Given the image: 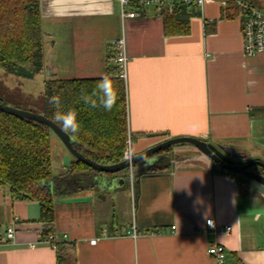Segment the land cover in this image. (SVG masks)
Returning a JSON list of instances; mask_svg holds the SVG:
<instances>
[{
    "label": "crops",
    "instance_id": "crops-1",
    "mask_svg": "<svg viewBox=\"0 0 264 264\" xmlns=\"http://www.w3.org/2000/svg\"><path fill=\"white\" fill-rule=\"evenodd\" d=\"M249 1L264 10V0ZM187 9L189 32L165 35L162 13L152 8L122 23L116 0H40L43 83L104 76L111 41L123 33L131 154L165 139L194 137L264 160V53L244 54L232 8L209 0ZM58 140L50 157L54 175L74 159ZM196 152L173 146L160 171L134 175L129 193L113 192L118 179L96 177L99 191L110 192L100 201L90 190L55 197L50 234L64 242L69 262L62 264H217L206 250L213 242L224 246L225 264H264V197ZM39 213L37 201L12 200L0 187V225L5 231L18 221L10 242L0 233V264H57L55 248L42 240ZM208 218L231 232L204 230Z\"/></svg>",
    "mask_w": 264,
    "mask_h": 264
},
{
    "label": "trees",
    "instance_id": "trees-1",
    "mask_svg": "<svg viewBox=\"0 0 264 264\" xmlns=\"http://www.w3.org/2000/svg\"><path fill=\"white\" fill-rule=\"evenodd\" d=\"M187 8L176 5L171 12L161 14L165 35H184L189 32L192 12ZM42 36L40 0H0L1 70L27 79L43 72L45 61ZM111 62L106 61L105 64V75L111 78L117 95L111 111H105L102 107L93 108L80 99L82 91L91 95L101 77L46 79L42 94V114L51 121L55 111L50 103L53 97L59 98L62 111L72 109L78 114L80 132L75 135L67 134L78 152L104 166L122 161L127 147L125 84L123 79L116 77L119 70ZM51 132L45 124L0 111V187L7 189L12 200L37 201L39 220L43 225L41 237L52 231L55 197L90 190L94 193V198L100 201L110 192L99 191L92 182L96 177L107 182L118 179L119 186L113 190L116 193H129L130 188L127 170L116 173L99 172L75 158L68 167L54 175L49 144ZM170 150L171 147L164 148L159 154ZM256 171L262 170L256 167ZM236 176L239 181L244 182L241 176ZM53 180L55 181L51 187ZM59 180L68 182L67 186L62 185ZM150 232L152 231L147 233ZM63 245L64 242L56 240L57 264L69 262L63 253Z\"/></svg>",
    "mask_w": 264,
    "mask_h": 264
},
{
    "label": "water",
    "instance_id": "water-1",
    "mask_svg": "<svg viewBox=\"0 0 264 264\" xmlns=\"http://www.w3.org/2000/svg\"><path fill=\"white\" fill-rule=\"evenodd\" d=\"M0 111L18 118L45 124L75 159L86 164L90 169L92 168L99 172L116 173L131 168L134 175L138 176V178L153 176L152 172L160 169L158 167L164 156V154H159L162 149L167 147L172 148L175 145H190L196 149V153L206 157L214 167L241 176L251 195L264 197V160L260 158H248L247 155L229 146L212 144L194 137H175L159 141V143L148 147L146 150L132 154L130 158L123 159L118 163L104 166L92 161L91 158L84 157L83 154L78 152L73 146L71 137L43 114H37L1 102ZM169 154L172 158L170 159V163L174 166L173 153ZM256 167H259L262 171L257 172Z\"/></svg>",
    "mask_w": 264,
    "mask_h": 264
},
{
    "label": "built area",
    "instance_id": "built-area-1",
    "mask_svg": "<svg viewBox=\"0 0 264 264\" xmlns=\"http://www.w3.org/2000/svg\"><path fill=\"white\" fill-rule=\"evenodd\" d=\"M119 4V16L123 23L125 19L135 18L141 16V12L145 9L152 8L157 14L165 11L171 12L176 5H184L188 8H201L209 0H116ZM222 6L224 11L229 8L235 10L236 15L240 19V32L243 41V52L247 56H253L259 53H264V10L258 9L253 6L249 0H216ZM111 60L113 65L119 70L116 77L125 81L126 67L128 57L126 55V45L123 33L111 41ZM130 138L127 137V147L123 154V159L132 156L130 149ZM133 169L127 170V177L132 187ZM134 203L133 193L131 194ZM18 221L13 219V224L6 227L4 231L5 238L10 242L15 236V229ZM174 228V227H172ZM209 229L215 235L219 232L229 234L231 232L230 225L220 226L214 222L213 219L208 218L204 221V230ZM135 230L132 235L137 236ZM65 238V235L62 237ZM44 242H48L55 248L56 238L53 234H48L42 237ZM96 239H91L90 243L93 244ZM33 247V244H29ZM220 243L213 242L207 250V253L213 257L217 264H223L225 261V249Z\"/></svg>",
    "mask_w": 264,
    "mask_h": 264
},
{
    "label": "rangeland",
    "instance_id": "rangeland-1",
    "mask_svg": "<svg viewBox=\"0 0 264 264\" xmlns=\"http://www.w3.org/2000/svg\"><path fill=\"white\" fill-rule=\"evenodd\" d=\"M43 76L41 73L35 74L33 78H20L12 74H7L0 69V102L9 106L18 107L37 114L43 113ZM58 140L56 135L50 133V145L53 149L54 141ZM59 141V140H58ZM63 148L61 142H57ZM53 157V155H52ZM250 158H261L251 155ZM53 161V160H52ZM52 172L57 173V167L52 162ZM134 174V173H133ZM134 177V176H133ZM4 231V225H0V233Z\"/></svg>",
    "mask_w": 264,
    "mask_h": 264
},
{
    "label": "clouds",
    "instance_id": "clouds-1",
    "mask_svg": "<svg viewBox=\"0 0 264 264\" xmlns=\"http://www.w3.org/2000/svg\"><path fill=\"white\" fill-rule=\"evenodd\" d=\"M116 91L112 84L111 78L107 75L102 76L96 83L91 95L81 93L80 99L91 107H102L105 111H111L116 103ZM50 103L54 106L52 120L57 124L62 131L70 134H78L81 130V124L78 120V114L68 109L62 111L60 107V100L58 97H53Z\"/></svg>",
    "mask_w": 264,
    "mask_h": 264
}]
</instances>
